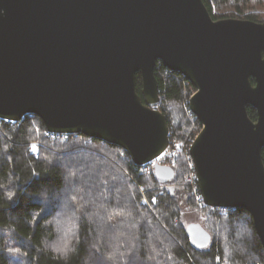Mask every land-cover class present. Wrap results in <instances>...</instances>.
<instances>
[{"label": "water", "instance_id": "95a60500", "mask_svg": "<svg viewBox=\"0 0 264 264\" xmlns=\"http://www.w3.org/2000/svg\"><path fill=\"white\" fill-rule=\"evenodd\" d=\"M157 63L196 89L189 108L202 129L189 156L204 205L245 210L264 248V23L213 20L202 0H0L1 120L35 115L46 131L118 146L141 167L169 146L154 109ZM187 233L193 248L210 242L198 225Z\"/></svg>", "mask_w": 264, "mask_h": 264}, {"label": "trees", "instance_id": "16d2710c", "mask_svg": "<svg viewBox=\"0 0 264 264\" xmlns=\"http://www.w3.org/2000/svg\"><path fill=\"white\" fill-rule=\"evenodd\" d=\"M202 2L213 20L264 23V0ZM154 75L169 145L175 139L185 145L170 166L171 179H159L154 168L146 175L120 147L81 133L65 142L48 140L35 115L15 123L0 120V264H228L226 241L239 246L231 252L233 264H264V248L245 210L229 209L223 215L206 205L195 208L184 177L190 173L189 145L197 133L188 136L185 129L189 120L197 129L201 124L191 114L189 120L180 116L175 126L169 113L172 104L189 100L196 89L161 63ZM141 88L137 74L142 98ZM246 111L255 121L256 111L249 106ZM35 140L43 142L36 159L28 151ZM261 155L264 164V149ZM71 156L75 165L67 173L62 162ZM184 209H195L204 219L210 235L205 247L191 246ZM240 230L249 235L236 244Z\"/></svg>", "mask_w": 264, "mask_h": 264}, {"label": "rangeland", "instance_id": "374dc122", "mask_svg": "<svg viewBox=\"0 0 264 264\" xmlns=\"http://www.w3.org/2000/svg\"><path fill=\"white\" fill-rule=\"evenodd\" d=\"M196 92V91H195ZM194 91H191V93H190V97L195 93ZM187 98V97H186ZM190 100V99H189ZM189 100L187 99H185L184 101H183V103H181V104H172V107H171V111L173 112H170L169 113V116L172 118V122L174 123V125L176 126V124H177V122H178V120H180V116H182L183 115V119H191V111H190V108L188 109V106L189 105H186V104H189ZM182 107V108H181ZM154 109H156V110H159L157 107H154ZM182 110H184V112H182ZM161 111V110H160ZM183 113V114H182ZM193 115V114H192ZM193 121V120H192ZM192 121H188L187 123H188V125H186V129H185V131L186 132H188L187 133V135L189 136V134H191V133H194L195 131H196V135H195V137L198 135V133L201 131V129H202V127H200V128H198L197 129V126L192 122ZM180 122H182V121H180ZM181 124V123H180ZM179 124V125H180ZM182 124H184L183 122H182ZM178 125V124H177ZM185 128V127H184ZM177 137V136H176ZM195 139V138H194ZM176 142V143H175ZM175 142H173V144L172 145H169V147H168V150L165 152V154L163 155V157H161L159 160H157V161H155V162H157V163H162V164H164V165H167V166H169V165H173L174 163H175V159H176V155H177V153L180 151V150H183V147H185V145H183V144H180V143H178V140H176L175 139ZM34 143H38L39 144V149H38V157H39V155H40V153H41V146H42V144H43V142L41 141V140H35V141H32V142H30L29 143V146H28V151L30 150V146H31V144H34ZM189 146H191V144L189 145ZM190 148V147H189ZM29 154H30V151H29ZM31 155V154H30ZM72 157V156H71ZM35 158V157H34ZM36 159V158H35ZM173 159V160H172ZM75 158H70V159H68V160H65V161H63L62 162V164H64V167L66 168V172L68 173L69 172V168H71L72 169V166L73 165H75ZM155 162L154 163H152L153 164V166L155 165ZM73 171H74V169H73ZM77 171V168H76V170H75V172ZM72 172V171H71ZM72 182H70V185H69V189L71 188V186H72ZM140 190H141V193L142 194H144L145 195V192H144V188L143 187H141L140 188ZM63 200V199H62ZM144 201H146V195H145V198L144 199H142V203L143 204H146L147 205V203H144ZM195 204V203H194ZM64 207H66L65 206V204L62 206V212H63V210H65V209H63ZM195 208L198 210L199 208L198 207H196V205H195ZM217 210H214L213 212H218V213H220V214H227V213H229V211H227V210H229V209H226V211H224L223 209L224 208H216ZM222 209V210H221ZM197 210H193V209H184L183 210V220H182V222H183V224H184V226L186 227V226H188V225H191V224H194V225H198L199 227H201V228H204V219L201 217V215L199 214V212L197 211ZM240 233V234H239ZM249 235V233H247V231H238L237 232V235H236V237L235 238H237V242H236V244H238V242H240L239 240H240V238H243V237H247ZM216 238H221V235L220 234H217V236H216ZM62 243H60V245H61ZM234 243H231L230 241L227 243V241H226V245H225V248H226V253H225V255H226V259H227V261H228V264H233L232 263V261L231 260H233L232 259V255H231V252L232 251H236V250H239V246L238 245H233ZM59 245V246H60ZM240 251H243L244 252V250H240ZM231 261V262H230Z\"/></svg>", "mask_w": 264, "mask_h": 264}, {"label": "built area", "instance_id": "2783aa9c", "mask_svg": "<svg viewBox=\"0 0 264 264\" xmlns=\"http://www.w3.org/2000/svg\"><path fill=\"white\" fill-rule=\"evenodd\" d=\"M5 122H9V121H5ZM44 135H45V138H47L48 140L56 141V142H65L67 140L68 136H69L67 134H58V133H52V132H49V131H45ZM193 141H192V143H193ZM33 145H35L36 149H37L35 152L32 151V146ZM38 149H39V144L38 143L31 144L29 151H30V154L33 157H35V158L38 157ZM167 150H168V148L166 149V151ZM165 152L160 157H158L154 161H152L151 163L141 166L142 169H143V173H145L146 175H149L152 172V170L155 167V165L167 166V165H164L162 163L155 162V161L159 160L161 157H163ZM189 159H190V173L187 176L184 177V183H185L186 186H188L196 207L200 208V207H202V205H204V203H203V200H202L199 188H198L197 177H196V174H195L193 162H192L191 158H189ZM154 162H155V165L153 166L152 163H154ZM170 166L171 165H169V167ZM223 210L226 211L225 208Z\"/></svg>", "mask_w": 264, "mask_h": 264}, {"label": "snow or ice", "instance_id": "6c2138e0", "mask_svg": "<svg viewBox=\"0 0 264 264\" xmlns=\"http://www.w3.org/2000/svg\"><path fill=\"white\" fill-rule=\"evenodd\" d=\"M36 150H37V149H36V146H35V145H33V146H32V151H34V152H35ZM144 203H147V201H144ZM152 203H153V204H155V203H156V200H155V198H153V201H152Z\"/></svg>", "mask_w": 264, "mask_h": 264}, {"label": "bare ground", "instance_id": "6f19581e", "mask_svg": "<svg viewBox=\"0 0 264 264\" xmlns=\"http://www.w3.org/2000/svg\"><path fill=\"white\" fill-rule=\"evenodd\" d=\"M47 139V138H46ZM54 142H56V141H54Z\"/></svg>", "mask_w": 264, "mask_h": 264}]
</instances>
